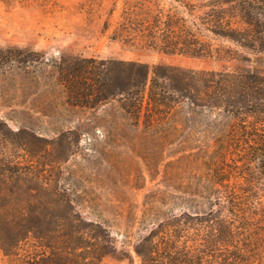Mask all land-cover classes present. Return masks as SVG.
I'll return each mask as SVG.
<instances>
[{
  "label": "trees",
  "instance_id": "1",
  "mask_svg": "<svg viewBox=\"0 0 264 264\" xmlns=\"http://www.w3.org/2000/svg\"><path fill=\"white\" fill-rule=\"evenodd\" d=\"M145 2L125 0L117 36L141 37L165 53L193 57L220 56L217 39L264 53V0L200 4L179 0L181 10L154 0ZM223 52L233 57L230 49ZM43 61L44 55L39 57L37 52L0 46L2 73ZM54 66L71 105L97 108L116 99L118 110L111 115L116 127L142 124L147 133L163 138L177 134L184 141L198 136L217 152L226 145L241 155L243 166L258 165L250 174L264 176V72L197 69L64 52L54 59ZM205 115L214 118L210 121ZM126 119L130 122L124 123ZM26 139L20 144L10 141L12 147L6 145L8 135L0 140L3 251L17 254L22 244L33 240L43 254L49 253L53 264H96L114 256L117 245L111 229L105 222L83 216L65 183L44 172L48 163L32 159L39 150L49 152L36 143L41 139L34 134ZM21 150L31 159L22 162ZM225 154L220 153L221 163L212 169L214 177L207 174L193 183L195 189L185 199L194 208L186 207L173 221H154L149 233L134 245L144 264H252L239 256L244 254L239 247L240 230L249 251L263 252L260 224L254 223L260 208L246 200L240 179L233 182L225 175H242L246 169L239 173L243 166L232 164L234 159L229 162ZM175 238L181 243L178 250L173 246Z\"/></svg>",
  "mask_w": 264,
  "mask_h": 264
},
{
  "label": "rangeland",
  "instance_id": "2",
  "mask_svg": "<svg viewBox=\"0 0 264 264\" xmlns=\"http://www.w3.org/2000/svg\"><path fill=\"white\" fill-rule=\"evenodd\" d=\"M154 1L183 9L179 0ZM180 1L200 4L209 0ZM124 6L125 0H0V46L44 55L41 63L0 72V140L8 135L6 145L12 147L10 141L26 143L29 134L41 139L36 143L45 145L49 152L39 150L32 159L48 163L44 172L65 183L84 217L105 222L111 229L116 254L96 264H144L134 245L149 233L153 222L173 221L186 207L194 208L185 198L190 197L198 178L207 174L214 177L212 169L218 166L220 153L226 152L229 162L234 159L232 164L243 166V161L232 148L220 146L217 152L198 136L184 141L177 134L163 138L147 133L142 124L138 128L128 123L116 127L111 117L118 110L116 99L97 108L71 105L54 59L64 52L97 59L264 72V53L229 41H214L220 56L193 57L165 53L148 46L141 37L117 36ZM225 49H230L233 57L224 53ZM23 152L22 162L31 159ZM258 168L255 162L243 166L239 173L246 169L242 174L246 178L225 174L233 182L240 179L246 200L260 208L256 213L261 218L256 216L254 223L260 224L261 254L249 251L240 230L239 247L244 254L239 256L254 261L252 264H264V176L250 174V169ZM180 244L176 240L173 246L178 250ZM16 252L9 255L0 247V264H53L49 253L43 254L33 240Z\"/></svg>",
  "mask_w": 264,
  "mask_h": 264
}]
</instances>
